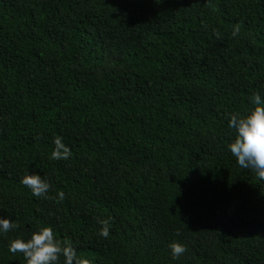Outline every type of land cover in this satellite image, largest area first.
<instances>
[{"label": "trees", "instance_id": "trees-1", "mask_svg": "<svg viewBox=\"0 0 264 264\" xmlns=\"http://www.w3.org/2000/svg\"><path fill=\"white\" fill-rule=\"evenodd\" d=\"M255 93L264 0H0V217L17 225L0 264H25L8 242L43 226L90 264H264V180L228 150Z\"/></svg>", "mask_w": 264, "mask_h": 264}, {"label": "clouds", "instance_id": "clouds-1", "mask_svg": "<svg viewBox=\"0 0 264 264\" xmlns=\"http://www.w3.org/2000/svg\"><path fill=\"white\" fill-rule=\"evenodd\" d=\"M235 34V33H234ZM250 102L254 107L244 114H231L228 118V127L235 132L234 139L228 144V150L235 157L237 165L243 169H251L255 175L264 180V98L255 93ZM54 148L52 159H68L71 156L70 149L62 142V137L56 136L53 140ZM20 183L30 189L34 197L48 198L50 185L47 179L38 172L25 174ZM56 197L63 200V191H58ZM109 220H100L99 235L109 236ZM17 227L13 220L0 217V234L7 233ZM172 259L181 256L186 248L176 242L169 244ZM10 253H21L25 264H59L63 257V264H90L84 257H78L76 249L68 242H61L56 238L50 226L39 227L32 232L30 237L14 238L8 242Z\"/></svg>", "mask_w": 264, "mask_h": 264}]
</instances>
